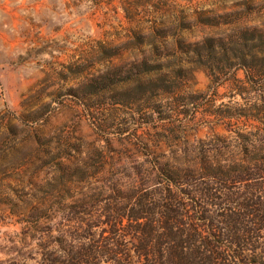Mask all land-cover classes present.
Returning <instances> with one entry per match:
<instances>
[{
    "label": "rangeland",
    "instance_id": "1",
    "mask_svg": "<svg viewBox=\"0 0 264 264\" xmlns=\"http://www.w3.org/2000/svg\"><path fill=\"white\" fill-rule=\"evenodd\" d=\"M250 25H264V0H0V248L23 231L15 205L128 184L152 157L190 163L203 140L249 129L245 120L188 118L202 102L245 104L249 96L224 81L234 72L229 60L215 63L213 72L227 75L214 86L209 68L183 79L174 52L177 41ZM144 58L162 68L89 85ZM172 70L174 78L156 80ZM235 73L245 79L244 69Z\"/></svg>",
    "mask_w": 264,
    "mask_h": 264
},
{
    "label": "trees",
    "instance_id": "2",
    "mask_svg": "<svg viewBox=\"0 0 264 264\" xmlns=\"http://www.w3.org/2000/svg\"><path fill=\"white\" fill-rule=\"evenodd\" d=\"M174 55L181 56L176 70L186 72L183 79L209 68L214 86L227 75L213 72L215 63L229 60L234 72L224 81L249 96L245 104L202 102L188 118L199 113L217 123L245 120L252 126L232 138L203 140L190 163L152 157L150 168H139L128 184L111 181L81 198L56 195L46 206L39 199L15 205L12 215L23 231L18 243L1 246L0 264H264V25L177 41ZM161 68L148 58L133 60L89 85L109 87ZM239 69L245 79L238 78ZM173 72L156 80L174 78Z\"/></svg>",
    "mask_w": 264,
    "mask_h": 264
}]
</instances>
